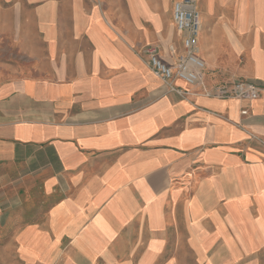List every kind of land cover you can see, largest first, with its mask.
I'll list each match as a JSON object with an SVG mask.
<instances>
[{
	"label": "crops",
	"instance_id": "obj_1",
	"mask_svg": "<svg viewBox=\"0 0 264 264\" xmlns=\"http://www.w3.org/2000/svg\"><path fill=\"white\" fill-rule=\"evenodd\" d=\"M23 1L6 0L0 10V20L6 18L0 54L23 59L12 67L0 61V234L12 235L13 249H22L27 264H53L61 252L64 264H174L176 252L198 248L199 231L207 251L229 247L239 258L247 252L260 260L264 67L258 58L245 65L205 54L200 11L203 88L247 75L260 82L261 96L208 98L202 87L176 80L180 93L134 53L117 23V3L110 14L92 13L68 37L48 26L50 7L61 5ZM173 6L171 14L153 9L163 21L161 37ZM18 9L22 20L7 23ZM173 30L158 55L170 67L179 55L168 54L175 24ZM250 203L258 205L257 217H246L243 206ZM218 238L225 242L219 248Z\"/></svg>",
	"mask_w": 264,
	"mask_h": 264
},
{
	"label": "rangeland",
	"instance_id": "obj_2",
	"mask_svg": "<svg viewBox=\"0 0 264 264\" xmlns=\"http://www.w3.org/2000/svg\"><path fill=\"white\" fill-rule=\"evenodd\" d=\"M33 2L34 7H39L45 3L59 4L61 9L54 10L50 7L53 13V22H49L51 28L63 31L68 37H72L78 30V27L90 23L92 13L99 15L100 11H107L111 13L110 4L117 3V12L120 13L117 21L120 30L125 29L129 34V39L132 40V49L134 53L141 54L148 64L147 51L156 49L158 54L164 52L163 38L164 35L169 33L170 37H174V23L173 18L170 19V7L175 0H29ZM199 3L200 11L203 15V47L205 54H213L214 57L228 56L230 60L237 59L238 61L246 63L248 58L257 57L260 67H264V0H197ZM6 0H0V10L4 8ZM27 3L28 0H24ZM124 3L128 4V11H125ZM154 8H166L167 16L170 20H165L163 37L159 36L161 25L160 11H154ZM149 9V10H147ZM18 9L15 17L7 18L9 24L13 22L18 23L21 19ZM112 15V14H111ZM158 16V17H157ZM36 18L40 22L44 20L40 17L39 11L36 13ZM6 18H1L0 23L6 24ZM125 20V24L122 23ZM163 22V21H162ZM84 27V26H83ZM177 30V29H176ZM178 36L175 42L169 48L168 54H175L176 56L182 51V38L178 31ZM123 36V37H124ZM1 55L3 57H1ZM16 54H0V61L8 65L14 66V62H22L19 56L14 58ZM262 62V63H261ZM262 64V65H261ZM150 68V66H149ZM261 69V68H260ZM151 70V68H150ZM264 70V69H263ZM152 72V70H151ZM153 73V72H152ZM229 76V75H228ZM8 77V76H6ZM232 77V76H231ZM241 82L256 84L259 86L257 79H251L246 75V78L239 77ZM8 173L4 172L5 177ZM2 174V172H1ZM7 180H11L6 178ZM6 189V198L13 200V188ZM203 210H207L205 205H200ZM214 204H208V209ZM244 212L247 213V218L257 217L259 208L257 204L250 203L243 206ZM262 221V220H261ZM213 223H216L214 220ZM253 224V223H252ZM257 222L254 224L256 225ZM258 225H261L258 223ZM261 232L264 234V227L261 225ZM218 236L219 233H218ZM223 236V235H222ZM234 234L229 229V244L232 242ZM204 238H206L199 231L197 232V249L188 252H176V259L174 264H264V251L260 252V260L257 256H253L247 252H243L244 256L239 258L235 251L229 247L223 250L207 251L203 248ZM145 239V236H143ZM217 247L219 248L225 244L224 240L219 242L218 238ZM13 243H18L13 240L12 235L0 234V264H27L28 256L22 251L18 252L13 249ZM217 248V249H218ZM21 256V257H20ZM62 252L53 261V264H64L62 260Z\"/></svg>",
	"mask_w": 264,
	"mask_h": 264
},
{
	"label": "built area",
	"instance_id": "obj_3",
	"mask_svg": "<svg viewBox=\"0 0 264 264\" xmlns=\"http://www.w3.org/2000/svg\"><path fill=\"white\" fill-rule=\"evenodd\" d=\"M173 20L182 38V51L177 56L176 65L170 67L163 63L156 49H150L146 54L149 66L157 78L172 90L180 93L181 90L175 87L176 80L184 81L192 87H202L203 95L208 98L239 100L260 98L261 89L259 87L241 81L213 89L203 88V70L206 64L200 56L202 16L197 0H176L173 6Z\"/></svg>",
	"mask_w": 264,
	"mask_h": 264
}]
</instances>
